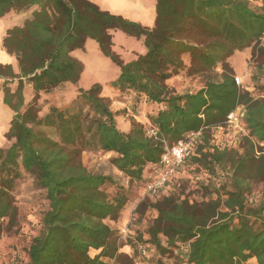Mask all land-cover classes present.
<instances>
[{
	"label": "trees",
	"instance_id": "16d2710c",
	"mask_svg": "<svg viewBox=\"0 0 264 264\" xmlns=\"http://www.w3.org/2000/svg\"><path fill=\"white\" fill-rule=\"evenodd\" d=\"M29 11L30 17L8 29L3 39L18 68L0 64L3 102L14 112L5 133L7 147L0 148V239L4 221L12 227L17 219L14 193L22 170H37L49 208L29 247L28 262L13 264H107L108 258L134 264L135 255L120 251V231L107 223L121 218L128 194L112 177L88 171L82 153L94 138L100 150L114 154L116 169L140 183L148 166L156 174L167 149L191 133L200 137L187 160L222 177L219 188L215 183L206 187L210 199L201 202L172 190L159 199L149 197L137 214L151 206L157 216L146 233L134 230L123 244L138 251L145 247L146 264H169L175 252L181 264H245L252 259L264 264V191L250 200L254 185L264 184V99L237 85L228 62L254 44L253 79L264 88V47L258 44L264 7L255 11L247 0H156L155 23L149 28L90 0H0V19ZM117 31L141 39L146 51L125 62L113 50ZM88 40H95L119 66L111 87L135 116L145 113L155 135L149 136L146 125L134 118L130 129L122 131L120 111L112 109L98 83L86 90L78 87L77 99L88 107L87 116L78 101L41 113L42 94L80 83L85 67L73 52L84 49ZM218 66L220 75L214 73ZM213 73L196 92L179 93L168 84L177 76ZM29 86L34 98L27 102ZM239 106L247 132L242 151L206 149L202 144L208 143L209 131L227 122ZM35 126L55 128L59 140ZM111 186L116 187L112 193Z\"/></svg>",
	"mask_w": 264,
	"mask_h": 264
},
{
	"label": "rangeland",
	"instance_id": "374dc122",
	"mask_svg": "<svg viewBox=\"0 0 264 264\" xmlns=\"http://www.w3.org/2000/svg\"><path fill=\"white\" fill-rule=\"evenodd\" d=\"M247 1L249 6L255 11L259 12L264 7V0ZM94 3L97 4L102 10L110 11L114 14H117V9L120 6L125 11H129L130 13H136V10H139L140 12L142 9L139 3L134 0L133 3H130L128 0H122L121 4L120 0H97ZM145 12L146 14L150 15L151 8L146 7ZM7 22L8 25L14 23L11 18H1L0 27L5 28ZM115 33L117 34L115 37L113 50L120 56L121 59L125 61L127 58L125 54H130L131 50L139 51L140 45L138 43L142 42L141 39L128 36L121 31H117ZM253 47L254 44L252 47L246 48L243 51H237L231 58L228 59V62L232 67L235 76L240 78L242 87L241 89L250 93V95L254 98L264 99V88L260 87L261 83H257L253 79V72L255 69V62L252 58ZM74 57L78 58V60H80L85 66L80 85L78 84V86H74L73 84L68 83L67 85L56 89L50 94H42L38 101V108L42 111V114L48 112L52 106L64 107L70 104H76L75 101H78L77 97L79 94L78 87L86 90L98 83L103 86L105 94L113 89L111 87V83L118 78L120 74V68L110 58L106 57L101 52L99 44L95 40H88L84 49L75 51ZM222 70V66H218L214 73L220 75ZM214 73L197 76H177L168 81V83H170L169 85L175 88V90L179 93L187 91L196 92L204 87L207 80L212 75H214ZM11 87L14 90L16 85H11ZM2 89L3 83L0 81V148H5L8 144L5 138V133L10 127L14 112L4 104V95ZM117 97L119 98V96ZM33 98L34 93L32 89L27 88V102L32 101ZM108 99L111 102L112 109L114 111H120L118 121L119 128L122 131L127 132L130 129L131 119L134 118L136 121L144 123L146 125L148 135L153 136V129L151 130L149 122L147 120L139 119V116L143 115L144 113L135 116L130 110L129 104H127L125 100L124 103H113L110 98ZM125 99L127 100V98ZM78 104H80V106L84 109V113L87 116L89 114L88 107L84 105L83 101ZM243 116V107L239 106L234 113L232 121L229 122L227 120V122L224 124L213 127L208 134V143L205 144L203 142L202 145H206V149L220 148L233 151L238 150L241 152L243 149L242 146L244 145V138L247 136L246 129L243 126ZM34 128L36 131H43L53 140H59L58 133L55 128L39 126H35ZM90 135L93 134L88 135L89 137H92ZM197 137L198 138L196 141L199 139L200 133ZM89 142L91 148L85 150L82 153V162L87 170L94 174L112 177L118 187L125 189L128 194V201H135L137 199L139 201L138 205L150 198L153 200L159 199L162 197V195L164 196L170 190H172V193L180 194L183 198H187L191 202H201L203 200H208L210 199V195L207 193L206 187L213 185L214 183L216 185V183L222 179V177L221 179L219 178L220 176L216 178L207 171L198 168V166L192 165L191 161H188L187 158L184 163L176 169V173L172 177L171 182L168 184L169 188H167V190L164 189L165 191H162L160 196L153 197L146 191L148 182L153 180L157 174L154 173L152 168L149 169V173L145 176V180L143 182L132 183L130 182L129 178L122 174L112 164L111 161L114 157V154L106 153L100 150L97 147L96 140L94 138H90ZM186 161L187 163H185ZM160 170H158V172ZM216 186V188H219L218 185ZM115 188V186H111L109 191L112 193L115 191ZM209 191L211 192L212 189H209ZM263 191L264 184H255L252 195H250V200L252 201L253 199H259ZM14 197L15 204L18 209L17 219L14 226L12 227H7L8 220L4 221V230L0 239V264L28 262L29 247L32 243V240L39 235L42 219L49 208L46 190L40 185V179L37 170L32 172H26L25 170H22V177L17 183ZM212 197L215 198L214 194H212ZM137 207L133 211L128 224L125 226L128 227V235L130 232H134V230L146 233L149 225L157 216L151 206H147L146 208L142 209L141 214H137ZM118 221H108V224L110 223V225H113V227H118L112 223ZM128 235L123 236L120 234L122 247L124 246L123 243L127 241ZM144 238L148 239L147 235ZM128 241H132V239H128ZM131 251L132 252L129 255H135L134 264H146L145 260L140 258L138 250H135L131 247ZM168 261L169 264H181L180 259L176 256V252L170 254V259ZM131 263L132 260H128L127 258L120 259L119 262L116 260L115 262V264ZM245 264H257V261L256 259H252Z\"/></svg>",
	"mask_w": 264,
	"mask_h": 264
},
{
	"label": "crops",
	"instance_id": "0c3cea01",
	"mask_svg": "<svg viewBox=\"0 0 264 264\" xmlns=\"http://www.w3.org/2000/svg\"><path fill=\"white\" fill-rule=\"evenodd\" d=\"M90 1L91 2L92 1L96 2L97 0H90ZM128 1H130V3L131 2L133 3V0H128ZM134 1L138 2L139 5L141 6V8L143 10L141 9L140 12H139V10H136V13H134V12H131L130 13L129 11H125L120 6L117 9V11H118L117 12V15H121V16L127 18V19H130V20L139 22V23H141L142 25H144L146 27L152 28L154 26L155 17H156V12H155L156 0H134ZM146 2L147 3L150 2V3L147 4ZM121 3H122V0H120V4ZM146 7H150L151 8L150 15L146 14V12H145V8ZM113 9H114V7H113ZM129 10H131V9H129ZM154 14H155V16H154ZM30 15H31V11L26 12V13H21V14L9 13L6 17H4L5 19L11 18V20H13L14 23L8 25V22H7L5 28L0 27V64H4V65L8 64V65H12L15 69L18 68L17 67V60H16V58L14 56L9 55L7 53V51L5 50V48L3 47V39H4L5 35H6L7 30L10 29V27H12V26L14 27V26L21 25L27 18L30 17ZM116 34L117 33L113 32V36H114L113 41H114V43H115ZM137 43H138V41H137ZM138 44L140 45L139 51L131 50L130 51V54H125L127 56V58L125 59L126 62H130V61L134 60L139 54H143L146 51V49H145V47L143 45V41L141 43L139 42ZM74 54H75V51L73 52V56H74ZM84 70H85V68H84ZM168 84H170V83H168ZM79 85H80V83H79ZM28 88L31 89L30 86ZM119 94L120 93L117 90H114V89H111V91L108 92L107 94H105V91L103 90V95L105 97H107V98H110L113 103H116V102H119V103L122 102V103H124V99L121 100V98H118L117 97V96H119ZM142 113H144V112H142ZM139 119L140 120H147V117H146L145 113L143 115L139 116ZM150 168L151 167L148 166L145 169V176L149 173V169ZM138 203H139V201L137 199L135 201L134 200L128 201V203L125 206V209L122 212L121 219L118 222H112L113 224H115L118 227H113V225H110V223H109V225L111 226V228L112 229H115V230H118L120 232H122L123 230H127L128 227H125V226L128 224V222H129V220H130V218L132 216V213L136 209ZM120 251H121V253L130 254L132 252L131 251V246L128 245V244H125L121 248Z\"/></svg>",
	"mask_w": 264,
	"mask_h": 264
},
{
	"label": "built area",
	"instance_id": "2783aa9c",
	"mask_svg": "<svg viewBox=\"0 0 264 264\" xmlns=\"http://www.w3.org/2000/svg\"><path fill=\"white\" fill-rule=\"evenodd\" d=\"M259 46H264V32L262 33L259 42ZM237 85L241 87V81L239 77L235 78ZM234 113L229 115L228 121H232ZM152 134H155V131L152 130ZM199 133H191L187 135L184 139L180 140L176 145L167 149V152L162 156L161 159V170L157 172L156 177L153 178L147 184L146 191L149 195L153 197H158L161 195L162 191L169 188L168 184L171 182L172 177L176 173V169L181 166L184 161L194 153V147L197 136ZM165 189V190H164ZM121 235L127 236L128 229L123 230ZM148 250L145 247L139 248V256L141 259L145 260L148 257ZM107 264H115V258H108L105 260ZM141 264V263H136Z\"/></svg>",
	"mask_w": 264,
	"mask_h": 264
}]
</instances>
